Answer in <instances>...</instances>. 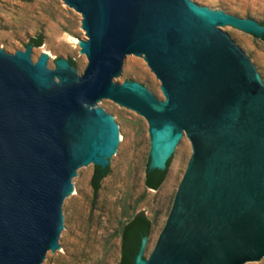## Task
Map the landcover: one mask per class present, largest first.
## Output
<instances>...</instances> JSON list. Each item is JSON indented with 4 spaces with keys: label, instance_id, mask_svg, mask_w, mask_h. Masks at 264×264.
Returning <instances> with one entry per match:
<instances>
[{
    "label": "water",
    "instance_id": "95a60500",
    "mask_svg": "<svg viewBox=\"0 0 264 264\" xmlns=\"http://www.w3.org/2000/svg\"><path fill=\"white\" fill-rule=\"evenodd\" d=\"M63 1L82 16L83 73L33 45L0 49V264L67 248L85 173L111 171L124 150L121 121L95 107L111 101L148 121L149 170L170 158L172 170L187 137L193 147L150 257L144 236L134 264H263L264 68L230 27L262 39L264 25L198 0ZM135 55L161 89L123 82Z\"/></svg>",
    "mask_w": 264,
    "mask_h": 264
},
{
    "label": "rangeland",
    "instance_id": "374dc122",
    "mask_svg": "<svg viewBox=\"0 0 264 264\" xmlns=\"http://www.w3.org/2000/svg\"><path fill=\"white\" fill-rule=\"evenodd\" d=\"M203 5L231 12L262 24L264 0H198ZM240 44L264 68V40L236 27H230ZM43 36L40 55L46 52L55 68L60 59L76 62L83 73L88 59L81 52L80 41L87 35L82 16L63 0H0V49L8 53L26 50L34 37ZM40 57V56H39ZM125 81L146 83L151 88L161 81L142 56L131 60ZM122 82V83H123ZM108 108L120 121L126 134L124 150L102 180L94 199L91 178L95 168H88L76 190L68 211L72 229L64 237L67 248L55 253L47 264H118L122 253V232L125 224L138 212L151 220L144 258H149L171 211L179 184L187 169L193 147H187L159 189L146 186L150 164L149 124L141 114L111 101L95 105ZM264 264V263H263Z\"/></svg>",
    "mask_w": 264,
    "mask_h": 264
},
{
    "label": "trees",
    "instance_id": "16d2710c",
    "mask_svg": "<svg viewBox=\"0 0 264 264\" xmlns=\"http://www.w3.org/2000/svg\"><path fill=\"white\" fill-rule=\"evenodd\" d=\"M264 25V21L261 22ZM264 40V37L262 38ZM28 45L42 46L43 36L39 35L30 40ZM72 67H76V62L73 59L69 60ZM172 158L168 160L167 168L165 170L147 168L145 183L151 189H159L164 182ZM110 167L101 169L95 165V169L91 178V185L93 187L94 199H96L101 188L102 180L109 174ZM151 233V220L144 212H138L130 221H128L122 232V253L118 264H134L135 257L139 251L141 241L144 236H149Z\"/></svg>",
    "mask_w": 264,
    "mask_h": 264
},
{
    "label": "bare ground",
    "instance_id": "6f19581e",
    "mask_svg": "<svg viewBox=\"0 0 264 264\" xmlns=\"http://www.w3.org/2000/svg\"><path fill=\"white\" fill-rule=\"evenodd\" d=\"M154 162L156 163V159H155V149H154Z\"/></svg>",
    "mask_w": 264,
    "mask_h": 264
},
{
    "label": "flooded vegetation",
    "instance_id": "af4514ba",
    "mask_svg": "<svg viewBox=\"0 0 264 264\" xmlns=\"http://www.w3.org/2000/svg\"><path fill=\"white\" fill-rule=\"evenodd\" d=\"M184 134L186 135V132H184Z\"/></svg>",
    "mask_w": 264,
    "mask_h": 264
}]
</instances>
